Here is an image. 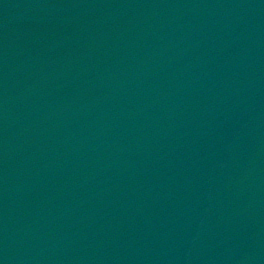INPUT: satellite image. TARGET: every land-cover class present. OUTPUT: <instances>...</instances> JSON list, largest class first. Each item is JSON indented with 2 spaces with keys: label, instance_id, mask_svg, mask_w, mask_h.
<instances>
[{
  "label": "water",
  "instance_id": "95a60500",
  "mask_svg": "<svg viewBox=\"0 0 264 264\" xmlns=\"http://www.w3.org/2000/svg\"><path fill=\"white\" fill-rule=\"evenodd\" d=\"M54 1L0 0V24L11 25L14 18L17 19L12 28L6 26L0 29V264H31L34 261L32 256H36L32 250L49 245L53 246L48 248L50 254L49 251L43 252L40 264H50L51 261L52 264H264L263 245L252 238L264 233V188L255 187L258 193L254 192V207L245 202L249 199L250 185L264 187V159H260H263V166L258 172L246 171L248 177L243 173L241 164L234 165L242 148L247 152L260 145L264 151V103L255 113L253 108L258 100L249 87L251 81L259 80L262 83L259 88L261 97L264 96V43L260 42L264 39V12L260 7L264 5V0H227L228 7L234 12V37H238L241 31L242 24L239 25L238 21L242 12L249 23L244 28L250 30L244 42L234 41L224 47L210 42L209 36H199L208 29L202 25L199 16L191 23L192 31L197 33L191 35L193 32L188 30L184 20L174 18L170 23L164 11L151 13L145 4L141 5L146 18L139 24L141 27L136 26L135 32L122 37L121 46L117 45L120 52L113 56L112 63L95 68L98 74L94 80L100 81L105 76L109 83L106 88L110 91L123 84L119 87L122 89L120 92L114 91L120 103L113 104L115 107L119 103L121 111H115L118 114L108 112L106 103H101L100 112L91 119L84 116L90 111H85L72 121L65 118L50 124L49 118L55 115L61 98L64 102L66 99L76 101L81 92L84 77L80 73L75 76L74 72H87L83 61L89 52L86 47L91 48L92 44L90 41L82 44L77 39L75 0H58L65 29L64 35H61L62 22L55 11ZM112 1H101L103 6L100 10L106 21L99 19V24L105 26L109 20L121 17L130 19L133 13L138 17L137 11L124 10L132 2L141 3L140 0ZM23 8L25 11L21 13ZM24 16L27 20L21 19ZM151 21L153 25L149 27L147 23ZM113 30H107L111 40ZM179 31L182 33L175 36ZM213 34L215 39L217 33ZM172 37L175 39L172 40ZM156 38L160 40L156 41ZM138 39H142L143 44L153 42L155 47L151 48L157 53L159 70L145 65V53L142 51L136 56L138 59L134 58V46L139 45L133 40ZM171 41L173 44H169ZM254 41L256 45L250 47L248 53L247 47ZM60 45L65 48L64 67L61 69L56 54H61L57 52L61 49ZM143 47L145 50L149 46ZM214 50L234 56L228 55L226 62L217 60L211 63L206 56ZM166 58L170 62L163 65L160 61ZM246 62L247 70L240 68L239 71L238 65L244 67ZM167 72L185 73L191 81L172 84L167 90L159 91L162 83L166 82L164 77ZM177 74H174L175 80ZM152 81L156 85L154 91H159L157 103H148L147 100L137 103L139 95ZM183 88L186 94L181 100L178 92ZM213 88L219 91H213ZM243 90L247 93L243 94ZM126 92H134L138 98L133 99ZM234 94H239L242 99H235ZM152 96L148 99L151 100ZM188 97L196 101L191 120H187L191 114V107L186 104ZM185 110L188 114L183 112ZM209 111L214 124L208 122L206 126L212 127L202 135L199 132L191 135L189 142L178 147L167 138L169 131L173 132V128H169L170 122L166 126L164 141L161 136L150 138L154 131L145 132L143 125L135 128L140 134L138 137V132L134 133L138 138L136 140L123 133L130 129L122 124L129 123L128 117L132 120L141 113L151 117V113L155 112L160 124L167 120L165 116L176 113L170 116L172 121L180 123L175 134H178L177 131L192 132V127L199 126L195 122ZM119 117L122 121H118ZM102 119L105 121L103 125L100 122ZM258 125L263 130L253 133V126ZM39 126L45 127L47 134L43 141L47 137L51 143H56L44 142L51 151L43 149V145L38 147L37 143L41 141H38L39 133L35 132ZM57 128L58 131L55 130ZM28 136L31 144H37L38 150L32 152L29 148ZM123 140L128 141L126 151L133 152L139 161L123 159L119 155ZM165 148L171 154L166 153ZM153 149H158L160 153ZM176 155L178 162L172 167L170 159ZM147 156H155L156 171ZM199 156L201 161L195 158ZM233 158L235 160L231 164L234 169H225ZM146 160L149 161L147 164ZM137 163L144 166L149 174L150 178L145 182L153 184L148 189L141 184L143 191L146 190L144 199L139 201L140 191H131L133 185L126 187L127 195L124 191L118 193L114 190V185L108 186L106 190L110 196L105 198L102 195L99 200L102 208L95 209L99 217L87 216L85 213L89 212V208L95 211L94 190L106 188L103 180L122 185L125 189L135 176L132 172L137 170L134 167ZM209 163L212 164L209 165L211 170L206 165ZM195 165L204 168L202 173ZM188 166L194 168L192 173ZM140 177L142 181V173ZM251 179L255 182L248 183ZM48 192L54 200L64 193L67 203L78 201L85 206L80 211L82 218L79 221L85 225L84 233L62 235L59 229L52 228L44 233L48 240L46 245L26 235L32 225L26 212L32 214ZM215 194H219V198ZM224 196H228L231 204L224 202ZM54 200L51 201L53 205ZM71 203L67 207H71ZM238 203L243 208L242 213L238 210L235 215L231 208L227 209L238 208ZM113 204L114 209L108 212ZM71 210L73 208L68 211ZM142 212L143 216H140ZM256 214L263 217L260 224L252 221L251 216ZM62 222L70 225L73 221L63 219ZM51 254L58 259H52L54 256Z\"/></svg>",
  "mask_w": 264,
  "mask_h": 264
}]
</instances>
